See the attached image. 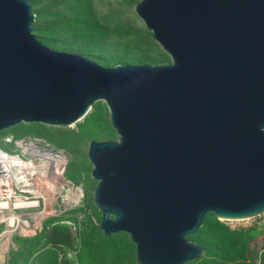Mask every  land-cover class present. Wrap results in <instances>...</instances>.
Instances as JSON below:
<instances>
[{"label": "water", "instance_id": "obj_1", "mask_svg": "<svg viewBox=\"0 0 264 264\" xmlns=\"http://www.w3.org/2000/svg\"><path fill=\"white\" fill-rule=\"evenodd\" d=\"M170 61L104 68L34 36L29 0H0V133L71 127L99 102L116 141H91L104 236L135 264H190L206 216L264 215V0H140Z\"/></svg>", "mask_w": 264, "mask_h": 264}, {"label": "rangeland", "instance_id": "obj_2", "mask_svg": "<svg viewBox=\"0 0 264 264\" xmlns=\"http://www.w3.org/2000/svg\"><path fill=\"white\" fill-rule=\"evenodd\" d=\"M29 1L36 16L32 26L36 31L34 36L51 50L80 55L104 68L117 64L170 61L133 11V6L140 0ZM7 138L12 139V145H5ZM24 140H35L61 152L66 157L65 164L59 168V173L48 172L51 184L56 189L51 214L46 215L47 207L41 204L40 208L28 211L29 216H22V223L16 222L11 228L0 222V264H80L78 256L85 246L94 247L91 264H132L135 248L126 234L114 238L115 245L122 242L120 253L117 252L119 260L117 257L113 259L114 253L108 248L110 244L106 245L96 235L100 213L93 205L96 183L91 177L92 166L87 159V149L91 141L117 140L109 124L105 104L96 103L84 119L71 127H47L34 123L16 125L0 133V148L12 155L21 154V148L14 143ZM23 158L28 159L26 155ZM64 182L71 185L70 189L80 188L81 193H75L68 201L77 202L81 197L80 203L65 204L63 198L70 189ZM45 190V194H48L47 188ZM35 191L36 187H29L28 191H18L17 195L42 202V197ZM23 212L27 214L26 210ZM215 220L214 216H209L207 224ZM219 222L231 230L250 227L259 230L260 235L253 245L255 250L261 248L264 215L248 220ZM7 229L12 232L5 234ZM218 238V245L227 243L224 253L228 262L246 254V244L241 239L233 242Z\"/></svg>", "mask_w": 264, "mask_h": 264}, {"label": "bare ground", "instance_id": "obj_3", "mask_svg": "<svg viewBox=\"0 0 264 264\" xmlns=\"http://www.w3.org/2000/svg\"><path fill=\"white\" fill-rule=\"evenodd\" d=\"M20 144L23 154L28 159L23 158L25 155H12L0 149V191L4 190L3 197H5L0 201V222L6 223L8 228L16 222L22 223V216H29L28 211L40 208L41 204L47 207L45 214H51V202L55 200L53 192L56 189L51 184L48 172H58L59 168L65 164L66 158L61 152L35 140H24ZM64 184L66 185V182ZM29 187H36L35 192L42 197V202L30 201L22 195H17L18 191L25 193ZM70 187L69 184L67 188L70 189ZM46 188L48 194H45ZM76 191L75 193H81L80 188H76ZM75 193L64 196L65 204L71 201ZM24 210L27 214L23 212ZM16 213H21V215L14 217L13 214ZM10 232L12 231L7 229L5 234Z\"/></svg>", "mask_w": 264, "mask_h": 264}, {"label": "trees", "instance_id": "obj_4", "mask_svg": "<svg viewBox=\"0 0 264 264\" xmlns=\"http://www.w3.org/2000/svg\"><path fill=\"white\" fill-rule=\"evenodd\" d=\"M34 32H36L34 30ZM53 33V32H52ZM35 34V33H34ZM55 34V33H54ZM53 35V34H51ZM208 215L205 218L203 226L198 230V232L193 235L187 237L188 239L195 241L201 248L204 249L205 254L204 257L198 259L190 264H264V234L262 232V244L259 250L254 249L253 242L257 237H259L260 232L259 230L255 229L254 227H250L247 229H240V230H231L228 227L223 226L220 224L219 221L215 220V222H211L209 225L207 224ZM97 238L103 239L109 250L114 253V258L117 257L119 260L120 256H117V252L120 253V248L122 242H118V245L114 244V238L118 237L120 234L111 235L109 237L104 236V234L98 229ZM100 233V234H99ZM217 233V235H216ZM215 236V237H214ZM227 238L233 242H239L241 239L244 244H246L247 251L246 254L240 255L237 258H233L228 262L225 260V246L227 243H222L221 246L218 245L219 238ZM94 247L85 246L79 256L78 261L80 264H91L92 258L91 253L93 252ZM238 248H234L236 250ZM233 251V250H232ZM42 257V256H41ZM238 260V261H237ZM132 264H135L133 262Z\"/></svg>", "mask_w": 264, "mask_h": 264}, {"label": "built area", "instance_id": "obj_5", "mask_svg": "<svg viewBox=\"0 0 264 264\" xmlns=\"http://www.w3.org/2000/svg\"><path fill=\"white\" fill-rule=\"evenodd\" d=\"M22 142H23V141H22ZM20 143H21V142H16V143H14V144L17 145L19 148H21V155H24ZM12 144H13L12 139H11V138H7L6 141H5V145H12ZM0 149H1L2 151L6 152V153H10V152H8V150H6V149H2V148H0ZM10 154H12V153H10ZM71 189H72V190H71ZM71 189L69 190L70 192H72V191H73V193L77 192L76 189L73 190V187H72ZM70 192H69V195L73 194V193H70ZM3 193H4V190L2 189V190L0 191V201H2V200L5 199V197H3ZM67 195H68V194H67ZM80 200H81V197L77 200V202H68L67 204H71V203H73V204H77V203H80ZM0 214H1V213H0Z\"/></svg>", "mask_w": 264, "mask_h": 264}]
</instances>
